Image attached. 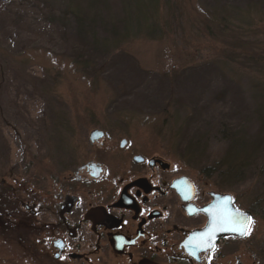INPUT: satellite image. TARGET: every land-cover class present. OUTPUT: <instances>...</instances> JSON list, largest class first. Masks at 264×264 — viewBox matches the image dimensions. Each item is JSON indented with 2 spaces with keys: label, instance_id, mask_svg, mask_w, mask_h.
Segmentation results:
<instances>
[{
  "label": "rangeland",
  "instance_id": "1",
  "mask_svg": "<svg viewBox=\"0 0 264 264\" xmlns=\"http://www.w3.org/2000/svg\"><path fill=\"white\" fill-rule=\"evenodd\" d=\"M95 128L232 195L254 224L219 264H264V0H0V195L39 197ZM14 209L0 264H40L38 215Z\"/></svg>",
  "mask_w": 264,
  "mask_h": 264
},
{
  "label": "flooded vegetation",
  "instance_id": "2",
  "mask_svg": "<svg viewBox=\"0 0 264 264\" xmlns=\"http://www.w3.org/2000/svg\"><path fill=\"white\" fill-rule=\"evenodd\" d=\"M100 130L98 139L87 134L80 156L61 148L45 180L52 185L41 186L39 197L20 200L14 188L15 195H0V215H22L17 204L38 215L40 264H219L223 241L246 237L220 231L214 250L188 246L209 224L202 209L224 192L180 173L155 141ZM6 201L15 207L5 209Z\"/></svg>",
  "mask_w": 264,
  "mask_h": 264
},
{
  "label": "snow or ice",
  "instance_id": "3",
  "mask_svg": "<svg viewBox=\"0 0 264 264\" xmlns=\"http://www.w3.org/2000/svg\"><path fill=\"white\" fill-rule=\"evenodd\" d=\"M231 197L223 198L222 202L210 205L202 211L209 217L207 228L201 233H194L189 239L188 246L214 250L212 240L216 232L233 231L241 236H248L251 233L254 221L239 209L233 208Z\"/></svg>",
  "mask_w": 264,
  "mask_h": 264
},
{
  "label": "water",
  "instance_id": "4",
  "mask_svg": "<svg viewBox=\"0 0 264 264\" xmlns=\"http://www.w3.org/2000/svg\"><path fill=\"white\" fill-rule=\"evenodd\" d=\"M102 130H100V129H94L93 131H91V134H90V138L92 139V140H94V139H98V138H100L101 136H102ZM219 197H222V198H225V197H231V195L230 194H228V193H222V194H217ZM231 207H233V208H236V207H234V205H233V203H232V205H230ZM237 209H239V208H237ZM242 213H244L245 215H247V216H251L252 217V215L250 214V213H248V212H246V211H244V210H242V209H239ZM252 220H253V218H252ZM228 233H232V234H235V235H238V236H240V237H243V236H241V235H239L238 233H236V232H233V231H222V234H228Z\"/></svg>",
  "mask_w": 264,
  "mask_h": 264
}]
</instances>
